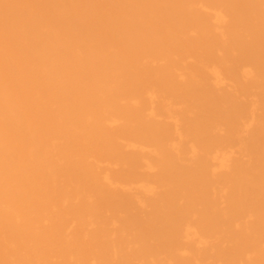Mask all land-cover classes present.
<instances>
[{
	"label": "bare ground",
	"instance_id": "bare-ground-1",
	"mask_svg": "<svg viewBox=\"0 0 264 264\" xmlns=\"http://www.w3.org/2000/svg\"><path fill=\"white\" fill-rule=\"evenodd\" d=\"M0 264H264V0H0Z\"/></svg>",
	"mask_w": 264,
	"mask_h": 264
}]
</instances>
